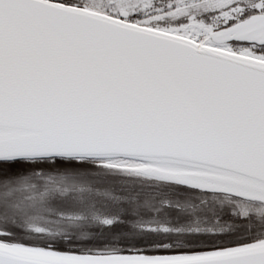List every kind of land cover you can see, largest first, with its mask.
I'll list each match as a JSON object with an SVG mask.
<instances>
[{
	"label": "snow or ice",
	"instance_id": "snow-or-ice-1",
	"mask_svg": "<svg viewBox=\"0 0 264 264\" xmlns=\"http://www.w3.org/2000/svg\"><path fill=\"white\" fill-rule=\"evenodd\" d=\"M0 264H264V0H0Z\"/></svg>",
	"mask_w": 264,
	"mask_h": 264
}]
</instances>
